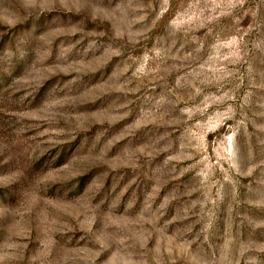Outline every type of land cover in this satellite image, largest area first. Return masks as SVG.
Returning <instances> with one entry per match:
<instances>
[{
    "label": "rangeland",
    "instance_id": "1",
    "mask_svg": "<svg viewBox=\"0 0 264 264\" xmlns=\"http://www.w3.org/2000/svg\"><path fill=\"white\" fill-rule=\"evenodd\" d=\"M0 264H264V0H0Z\"/></svg>",
    "mask_w": 264,
    "mask_h": 264
}]
</instances>
